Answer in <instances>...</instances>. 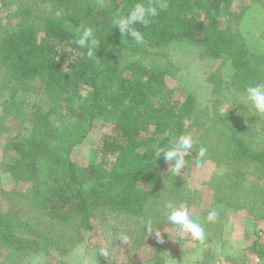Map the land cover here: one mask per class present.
I'll return each instance as SVG.
<instances>
[{"label": "trees", "instance_id": "16d2710c", "mask_svg": "<svg viewBox=\"0 0 264 264\" xmlns=\"http://www.w3.org/2000/svg\"><path fill=\"white\" fill-rule=\"evenodd\" d=\"M42 1L52 3L53 15H40L31 7L22 11L23 16L39 18V28L23 24L0 33V69L11 91L7 104L20 105V93L29 86L43 89L30 114V133L10 136L4 148L14 155L6 167L27 186L20 193L30 198L33 211L23 217L0 208V255L5 251L13 264L26 251L66 255L85 239L86 231L94 230L96 215L107 211L151 220L156 227L157 220H165L162 213L169 200L175 205L193 202L197 191L178 195L183 193L182 181L173 183L171 190L165 187L168 194H176L173 200L156 196L155 188L167 163L157 152L186 134L183 120L197 117L196 97L192 93L176 97L165 72L149 67L137 55L121 62L128 48L149 56L187 41L199 48L202 59L227 62L236 92L264 84V46L250 48L241 24L234 27L229 18L238 12L245 18L249 8L238 6V0H165L167 7L147 26L136 25L144 35L143 46L123 37L114 20L138 2L158 7L161 0ZM82 26L92 27L101 40L91 59L74 43ZM223 83V78L216 82L220 89ZM241 108L215 115L208 111L202 133L218 130L227 142L216 152L220 159L253 168L261 179L264 120L254 109ZM99 122L112 132L101 135L93 159L75 158L77 147ZM197 153L192 148L186 161ZM218 183L219 201L228 206L252 212L264 205V191L259 194V185L248 183L245 175L232 173ZM213 209L215 205L208 212ZM256 254L264 259V241L258 242Z\"/></svg>", "mask_w": 264, "mask_h": 264}, {"label": "rangeland", "instance_id": "374dc122", "mask_svg": "<svg viewBox=\"0 0 264 264\" xmlns=\"http://www.w3.org/2000/svg\"><path fill=\"white\" fill-rule=\"evenodd\" d=\"M253 4L263 7L264 10V0H238V6L250 8ZM24 7L34 8L40 15L54 14L51 2L0 0V33L23 24L40 27L39 18L22 15ZM238 13L239 15H229L234 27L239 24L242 27L244 23L245 18L241 19L240 15L242 12ZM243 26L244 33L246 29L251 30L250 24ZM247 43L252 48L251 42ZM157 51L159 54L143 56L128 48L120 61L124 62L137 55V58L144 59L149 67H160L165 72L168 86L175 88L176 97L187 93H192L196 97L197 117L193 121H183L186 134H191L196 141L193 148L198 153L186 161L187 165L178 176L169 172L171 167L169 162L163 165L155 191L156 196L162 194L173 200L176 194L168 192L174 186L173 183L181 181L183 184H180L179 188L183 193L178 195L188 196L189 193L193 195L197 191L193 202L184 205L188 208L189 215L203 226L204 239L202 241L193 239L190 234H185L183 238L178 236L173 226L164 224L165 211L162 213L165 220H157L160 224L156 226L163 235V242L157 239L155 231L152 233L145 231L146 221L107 211L104 215H96L94 230L86 231L85 239L66 255L47 250L37 253L26 251L22 259L14 264H264V259L256 256L258 242L264 241V224L259 225V221L264 220L259 218V215L264 213V205L251 212L248 209L228 206L225 201H219L222 199L217 196L218 182H222L232 173L245 175L250 184L257 183L259 186L258 188L256 186V189L259 194L264 191V177L260 179L257 171L244 167L239 162L234 160L226 162V159H220L216 152L223 150L227 142L222 139L218 130L202 133V130L206 129L204 124L208 123L209 113L215 115L217 111L225 113L245 107L243 103L245 91L236 92V87L230 84L232 71L223 58L202 59L199 48L192 43L174 42ZM2 73L0 69V208L11 214L18 212L19 216L24 217L23 213L30 216L33 212L30 211V198L22 197L23 193H20L27 186L15 180L8 171L6 166L14 159V155L6 152L4 148L10 136L15 137L20 131L26 135L30 133V114L35 109L34 102L40 98L43 89L42 85L38 84L29 86L20 93L18 101L20 105L17 103L9 105L7 102L11 93L8 87L10 85H4ZM209 77L214 79L209 81ZM219 78L224 79L221 89L216 84ZM5 103L6 106L9 105L7 108H4ZM258 114L264 120V113ZM22 120L24 124H20ZM106 132H112L111 127L99 122L88 139L77 147L75 158L82 161L93 159L100 137ZM201 134L204 137H201ZM201 147L207 150L203 157L199 156ZM165 187H170V190ZM214 205L220 213L215 221L210 222L206 217ZM124 235L128 237L127 243L121 239ZM100 247L109 249L108 259L98 256ZM4 252L0 255V264H13L11 260H6Z\"/></svg>", "mask_w": 264, "mask_h": 264}, {"label": "clouds", "instance_id": "9594fccd", "mask_svg": "<svg viewBox=\"0 0 264 264\" xmlns=\"http://www.w3.org/2000/svg\"><path fill=\"white\" fill-rule=\"evenodd\" d=\"M167 7L165 0H161L159 6L152 4L145 5L142 2H138L125 16L117 17L114 20V26H118L123 37H128L134 40L137 44L143 43L144 35L139 31L136 25L147 26L150 23L151 18L156 17L159 14V10ZM97 39L94 29L92 27H81V32L74 43L81 49H86L87 58L91 59L97 56V47L100 44ZM245 106L254 109L258 113H264V84H256L248 86L245 90V96L243 99ZM194 143H196L194 137L191 134H182L170 144L169 147L161 149L157 152L158 158L161 156L166 162L171 164L170 171L176 176L182 173V169L187 165L186 155L192 150ZM206 148L201 147L199 149V156L203 157L206 153ZM200 163V161H198ZM166 207V225L173 226L177 235L183 238L185 234H190L191 238L202 241L204 239L203 226L193 219L189 215V210L184 204L175 205L168 203ZM218 213L215 209L207 214L206 219L208 221H215ZM144 228L147 233L155 231V235L160 242H163V235L159 230V227H153L151 220L144 223ZM170 235L171 233L168 232ZM121 239L127 243L128 237L122 236ZM98 256H102L108 259L110 251L107 247H100L98 249Z\"/></svg>", "mask_w": 264, "mask_h": 264}, {"label": "crops", "instance_id": "0c3cea01", "mask_svg": "<svg viewBox=\"0 0 264 264\" xmlns=\"http://www.w3.org/2000/svg\"><path fill=\"white\" fill-rule=\"evenodd\" d=\"M257 4H253L245 13V19L243 20V24H250L251 30L246 29L245 37L247 41H250L252 48H257L260 46H264V10L260 8ZM258 9L257 12L254 10ZM251 18V19H250ZM242 24V27H244ZM255 25V26H253ZM241 27V28H242ZM243 29V28H242ZM259 225L264 224V220L259 221ZM257 256V255H256ZM258 257V256H257Z\"/></svg>", "mask_w": 264, "mask_h": 264}]
</instances>
